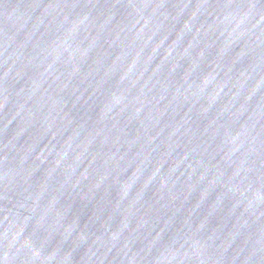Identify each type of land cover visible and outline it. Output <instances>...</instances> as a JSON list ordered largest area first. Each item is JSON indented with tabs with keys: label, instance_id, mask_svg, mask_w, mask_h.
Segmentation results:
<instances>
[{
	"label": "water",
	"instance_id": "water-1",
	"mask_svg": "<svg viewBox=\"0 0 264 264\" xmlns=\"http://www.w3.org/2000/svg\"><path fill=\"white\" fill-rule=\"evenodd\" d=\"M0 264H264V0H0Z\"/></svg>",
	"mask_w": 264,
	"mask_h": 264
}]
</instances>
